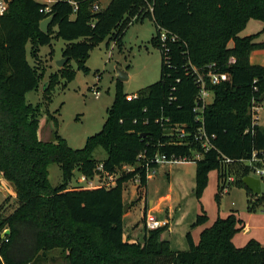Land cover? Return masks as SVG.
<instances>
[{"label":"trees","instance_id":"16d2710c","mask_svg":"<svg viewBox=\"0 0 264 264\" xmlns=\"http://www.w3.org/2000/svg\"><path fill=\"white\" fill-rule=\"evenodd\" d=\"M96 1L77 0L75 11L68 0H56L46 12L47 3L11 0L9 10L0 15V182L4 178L14 183L17 191V207L7 216L1 214L0 203V264H27L18 261L19 252L31 258L55 248L67 251L68 264H264L260 242L252 239L243 247L234 244V235L244 227L243 219L234 212L209 223L202 210L192 224L202 227L199 240L189 231L187 250L170 247V241L162 237L164 226H145L143 241L126 239L123 183L140 172V183L146 185L148 177L141 168L119 175L116 185L110 187L69 186L75 170L89 178L101 173L94 155L99 147L106 152L104 171L110 173L137 163L143 152L164 153L178 160L202 152V158L195 160L198 195L216 167L217 199L224 189L222 178L234 174L232 183L247 190L248 208L263 204L264 196L244 185L242 179L251 170L240 160L264 152V126L251 129L249 112L252 100L264 92V64L251 62V53L264 49V37L260 38L264 34V0H111L106 8L95 11ZM52 14L54 20L44 32L40 22ZM147 18L157 28L152 42L161 53L159 80L132 99L118 93L102 129L78 149L59 134L58 119L47 108L50 97L45 94L46 123L52 122L54 130L52 138L40 137V108L26 99L40 78L37 66L28 61V42L31 40L32 55L37 56L39 45L49 43L52 35L62 38L68 42L62 57L67 62L76 59L79 68L86 69L84 63L97 44L107 41V45L115 42L121 47L130 26ZM250 19L261 21V30L240 35ZM161 29L168 35L165 42L159 38ZM231 56L236 62L228 65ZM207 64L228 71L230 78L211 86L214 98L205 107L203 120L208 134L214 135L216 149L205 151L196 140L190 144L169 142L177 139V132L170 135L157 119L171 117L190 131L196 128L199 122L193 108L198 88L191 66ZM65 73L69 77L73 71L66 69ZM247 128L250 130L245 132ZM45 131L48 134L49 127ZM219 151L237 162L222 168ZM53 163L62 170V182L57 186L49 179ZM7 228L11 232L2 237Z\"/></svg>","mask_w":264,"mask_h":264},{"label":"rangeland","instance_id":"374dc122","mask_svg":"<svg viewBox=\"0 0 264 264\" xmlns=\"http://www.w3.org/2000/svg\"><path fill=\"white\" fill-rule=\"evenodd\" d=\"M39 3L54 2L56 0H36ZM101 8H106L111 0H97ZM263 24L256 19H250L246 28L240 35H249L261 30ZM157 33L156 24L149 18L133 23L125 36L123 44L119 47L115 42L107 45V41L97 44L91 50L84 65L86 69L79 68V62L71 59L64 66L57 64L62 58L63 49L67 41L52 35L51 41L39 45L37 56L31 53V40L27 44V58L31 65L37 66L40 78L38 86L26 93V99L34 107H39V134L44 138L53 137V123H46V107L43 103L45 94L49 95L47 104L49 111L58 119L57 130L68 144L74 148L85 146L86 140L99 132L108 116L118 93L137 94L145 91L149 84L156 82L161 74V53L152 42ZM264 37V34L260 38ZM251 60L255 63L264 60V49H256L251 53ZM117 68L126 72L127 79L118 78ZM66 69L73 71L67 76ZM50 85L48 91L46 87ZM100 90L96 97L94 89ZM49 127L47 134L45 129ZM98 159L97 165L102 164L106 152L97 148L94 152ZM249 164V162H248ZM75 176L70 187L78 186L80 174L75 170ZM126 173L125 166L116 174ZM251 174H253L251 172ZM105 177L104 172L101 173ZM219 172L216 167L208 173L207 183L201 193H196V161H165L152 168L146 185H142L134 176L123 183V214L124 236L131 241H143L145 230V217L152 215L158 219L166 218L167 226L162 234L164 239L170 241L173 250H187L189 243L187 233L192 232L194 240H199L201 226L192 227L198 214L205 210L212 222L217 218H226L230 213H236L243 219L244 227L233 238L238 247L245 246L255 239L264 245V202L248 208V194L244 186L228 183L227 192L222 191L220 199L216 198ZM96 182L97 176L92 177ZM49 179L53 186L62 182V170L57 163L49 166ZM106 186L110 180L103 178ZM7 191L0 189V203L3 204L1 214L7 216L16 207V193L10 184L1 180ZM89 186L88 184H82ZM92 186V185H91ZM7 193H11L7 196ZM264 196V183L262 192ZM65 249L55 248L37 253L38 256L25 257L28 254L16 256L18 261L27 264H68L65 258ZM21 258H28L23 261Z\"/></svg>","mask_w":264,"mask_h":264},{"label":"built area","instance_id":"2783aa9c","mask_svg":"<svg viewBox=\"0 0 264 264\" xmlns=\"http://www.w3.org/2000/svg\"><path fill=\"white\" fill-rule=\"evenodd\" d=\"M11 0H0V15L5 14L10 7ZM69 3L72 4L74 10L76 11L78 9V2L77 0H68ZM51 4L53 2H50ZM46 6L44 8V11L49 12L51 10L50 5ZM95 11L101 10V4L99 1H96L93 6ZM160 40L162 42H165V40L168 38L166 30L161 29L160 31ZM172 40H175L174 38ZM236 62V58L234 56H231L228 61V65H231ZM191 75L193 77L194 82L197 84L198 92L196 95V104L193 108V111L195 112V118L196 121L199 122V124L196 126V128L193 131H190L186 124H180L175 123L172 121L171 117H160L157 119L158 122H160L165 129L169 131V134L172 136H175L177 139H171L169 142L171 143H177V144H190L192 140L198 141L203 149L205 151L215 148V145L212 143V137L214 135H209L208 132L205 129L204 126V112L205 107L213 101L214 98V91L212 90L211 86L217 85L221 82H225L229 80L230 75L228 71H222L218 68H216L215 64H207L201 68H198L194 65L191 66ZM179 81V79H178ZM257 89V87H255ZM93 93L96 97L100 96V90L94 89ZM137 97V94H129L127 96L128 99H132ZM250 116H251V129L257 126H264V100L253 99L252 104L250 107ZM250 129L247 128L245 132H248ZM220 152V160L222 164V168L229 167L233 163L237 162V160L223 154ZM203 153L202 152H196L193 157H185L183 159H176V157L171 156L168 157L164 153L155 152L152 155H147L146 153H142L139 155L138 162L135 164H126L124 165L126 168V173L131 172L134 170H137L138 168H141L146 171V175L149 178L152 168L157 166L160 162L165 161H190V160H199L202 158ZM189 158V159H188ZM243 164L247 165L253 175L261 180V184L264 183V152L262 154L253 153L252 156L248 159H241L240 160ZM249 162V164H248ZM123 166V167H124ZM97 169L99 171L104 172L105 177L110 180L109 185L107 186H114L117 183V179L119 175L116 173H110L104 171L103 165L100 164ZM101 173L96 172V182H98L97 185L94 186L95 180L93 178H89L84 175H80L78 178V185L83 186L82 184H88L87 187H96L100 185L106 186V183L103 181V177ZM135 176H138V181L140 182V172H138ZM235 175L234 174H227L222 178V182L224 183V189L223 191L227 192L229 189V186L226 185L228 183H232L235 181ZM92 185V186H91ZM86 187V186H85ZM168 220L166 218L164 219H158L155 216L149 215L145 217V226L147 229H156L162 226H167Z\"/></svg>","mask_w":264,"mask_h":264},{"label":"water","instance_id":"95a60500","mask_svg":"<svg viewBox=\"0 0 264 264\" xmlns=\"http://www.w3.org/2000/svg\"><path fill=\"white\" fill-rule=\"evenodd\" d=\"M54 20V15H49L46 18H44L41 22H40V28L44 31L47 32L49 25L53 22ZM68 61L67 57H62L60 60H58L57 64L59 66H64L65 63ZM117 72H118V78L120 80H124L127 79L128 75L126 72L122 71L121 69L117 68ZM260 100H264V92L260 95L259 97ZM145 133L141 134V136H144ZM2 180H4L6 183L10 184V186L12 187L13 191L17 194L16 191V186L14 183L9 182L7 180H5L4 178H2ZM244 185L249 188L254 194L260 195L262 192V184H261V180L253 175H247L242 179ZM0 189L3 191H7L6 187L4 186L3 182H0ZM11 194V193H10ZM9 193H7V196L10 195ZM125 210H127V208H125ZM11 232V230L9 228H7L4 232H2L1 236L4 237L5 235H8Z\"/></svg>","mask_w":264,"mask_h":264},{"label":"crops","instance_id":"0c3cea01","mask_svg":"<svg viewBox=\"0 0 264 264\" xmlns=\"http://www.w3.org/2000/svg\"><path fill=\"white\" fill-rule=\"evenodd\" d=\"M252 63H255L251 60ZM257 63H260V64H264V60L262 62H257ZM87 187V186H86ZM212 221L210 220L209 223H211ZM202 228V227H201ZM234 238V237H233ZM234 242V241H233Z\"/></svg>","mask_w":264,"mask_h":264}]
</instances>
